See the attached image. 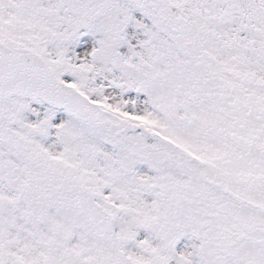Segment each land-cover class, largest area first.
<instances>
[{
	"label": "snow or ice",
	"instance_id": "obj_1",
	"mask_svg": "<svg viewBox=\"0 0 264 264\" xmlns=\"http://www.w3.org/2000/svg\"><path fill=\"white\" fill-rule=\"evenodd\" d=\"M0 264H264V0H0Z\"/></svg>",
	"mask_w": 264,
	"mask_h": 264
}]
</instances>
